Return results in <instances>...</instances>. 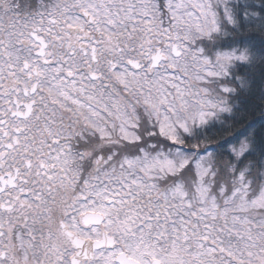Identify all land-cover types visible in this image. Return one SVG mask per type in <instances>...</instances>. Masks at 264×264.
I'll use <instances>...</instances> for the list:
<instances>
[{
  "label": "snow or ice",
  "instance_id": "obj_1",
  "mask_svg": "<svg viewBox=\"0 0 264 264\" xmlns=\"http://www.w3.org/2000/svg\"><path fill=\"white\" fill-rule=\"evenodd\" d=\"M0 264H264V0H0Z\"/></svg>",
  "mask_w": 264,
  "mask_h": 264
}]
</instances>
